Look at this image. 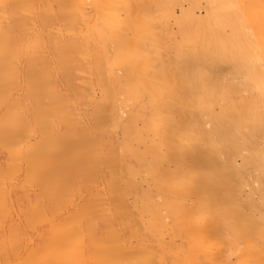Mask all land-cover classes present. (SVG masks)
Masks as SVG:
<instances>
[{
	"label": "bare ground",
	"instance_id": "bare-ground-1",
	"mask_svg": "<svg viewBox=\"0 0 264 264\" xmlns=\"http://www.w3.org/2000/svg\"><path fill=\"white\" fill-rule=\"evenodd\" d=\"M0 264H264V0H0Z\"/></svg>",
	"mask_w": 264,
	"mask_h": 264
}]
</instances>
